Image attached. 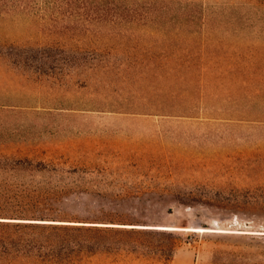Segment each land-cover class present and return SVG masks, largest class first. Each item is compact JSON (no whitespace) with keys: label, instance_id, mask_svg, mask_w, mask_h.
I'll list each match as a JSON object with an SVG mask.
<instances>
[{"label":"rangeland","instance_id":"374dc122","mask_svg":"<svg viewBox=\"0 0 264 264\" xmlns=\"http://www.w3.org/2000/svg\"><path fill=\"white\" fill-rule=\"evenodd\" d=\"M181 1L198 10L237 2ZM96 5L0 0V147L76 169L68 175L73 208L89 214L87 225L105 230L97 238L134 246L89 254L84 264H264V209L236 200L264 186V125L223 123L213 114L251 103L212 99L220 79L208 77L194 92V100L206 93V110L188 116L155 110L169 103L171 40L197 47L200 65L264 64V20L238 10L232 23L216 11L190 13L180 20V38L153 31L157 23L169 30L167 20L138 15L145 26L127 33L115 27V36L94 37L97 25L92 34L58 30L91 24ZM88 50L117 62L116 68L104 70L89 59L79 68L59 63L62 53L70 58ZM225 79L231 93L244 87Z\"/></svg>","mask_w":264,"mask_h":264},{"label":"trees","instance_id":"16d2710c","mask_svg":"<svg viewBox=\"0 0 264 264\" xmlns=\"http://www.w3.org/2000/svg\"><path fill=\"white\" fill-rule=\"evenodd\" d=\"M43 1L67 8H73L78 3H96V10L91 11L93 16L91 24L66 25L58 28L62 33L73 29L78 34L82 29L91 32V27L97 25L94 37L101 33L115 36V27L127 33L138 26H145L146 24H138L135 15L155 22L156 19H163L165 22L167 20L169 30L157 23L156 30L153 31L165 34L167 30L174 38H180L183 31L180 20L184 21V17L190 13L204 15L206 11H216L212 14H218L222 18L226 16L230 20L229 23H232L233 19H238L232 13L238 10L240 15L248 19L256 17L264 20V0H236L235 3L226 4L227 7L222 10H209L204 6L198 10L193 3L181 0H142L145 6L141 0ZM17 2L22 3L24 0H16V5ZM128 3H141L142 8H129L126 5ZM83 14L89 12L84 11ZM174 20L178 22L173 23ZM168 49L171 61L174 60L173 65L168 67L172 84V87L167 89L169 103L165 106L156 105V111H168L169 115L174 116H188L194 115L191 112H194L195 108L206 110L208 107L204 99L206 93L199 94L197 100H194V92L199 89L204 78L215 77V80L219 78L220 81L219 86L212 90V99L222 98L225 101L244 103L245 99L251 104H245L248 108L234 105L235 111L226 107H220V110L215 108L214 118L223 123L249 122L264 125V64L253 60L246 67L209 63L200 65L197 47L185 46L182 42L178 44L171 40ZM83 53L85 54L72 52L68 54L70 58H66L62 53L59 63L79 68L86 66L89 59L91 63L94 62V66L104 70L116 68L117 62L98 58L95 50ZM202 54L209 59L216 58L214 54L204 52ZM18 56L20 57L18 63L24 66V53H19ZM227 77L237 84L244 85L242 86L244 91H239L242 88H238L231 93L225 89ZM12 147L14 146L0 147V264H84V258L89 254L133 251L134 246L129 242H105L97 238L105 230L87 225L86 222H89L87 220L91 219L89 214L73 208L75 203L69 199L68 175L77 173L76 169L70 170L64 161L52 162L24 157V150ZM240 195L236 196V200L239 201V197L243 198V203L249 208L264 209V186L255 187L253 190L247 189ZM121 232L117 231V234ZM123 232L134 234L141 231ZM173 249L174 246L169 248V255Z\"/></svg>","mask_w":264,"mask_h":264},{"label":"bare ground","instance_id":"6f19581e","mask_svg":"<svg viewBox=\"0 0 264 264\" xmlns=\"http://www.w3.org/2000/svg\"><path fill=\"white\" fill-rule=\"evenodd\" d=\"M2 220V219H1ZM13 220V219H12ZM120 226H127V227H134V226H137V227H144V226H138V225H120ZM162 228H169V227H162ZM196 230L198 231H206V230H210L208 228H196ZM213 230V229H212Z\"/></svg>","mask_w":264,"mask_h":264}]
</instances>
